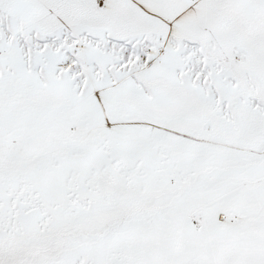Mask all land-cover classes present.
<instances>
[{
  "label": "snow or ice",
  "instance_id": "snow-or-ice-1",
  "mask_svg": "<svg viewBox=\"0 0 264 264\" xmlns=\"http://www.w3.org/2000/svg\"><path fill=\"white\" fill-rule=\"evenodd\" d=\"M0 264H264V0H0Z\"/></svg>",
  "mask_w": 264,
  "mask_h": 264
}]
</instances>
